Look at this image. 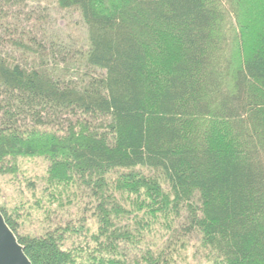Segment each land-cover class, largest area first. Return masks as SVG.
I'll return each instance as SVG.
<instances>
[{"label":"trees","instance_id":"obj_1","mask_svg":"<svg viewBox=\"0 0 264 264\" xmlns=\"http://www.w3.org/2000/svg\"><path fill=\"white\" fill-rule=\"evenodd\" d=\"M54 1L87 30L71 62L7 25L14 0H0V178L48 162L16 190L21 208L0 205L31 263L179 264L191 251L264 264V36L237 35L247 0ZM39 188L55 208L26 233Z\"/></svg>","mask_w":264,"mask_h":264},{"label":"rangeland","instance_id":"obj_2","mask_svg":"<svg viewBox=\"0 0 264 264\" xmlns=\"http://www.w3.org/2000/svg\"><path fill=\"white\" fill-rule=\"evenodd\" d=\"M240 7L242 8V19L237 35H243L245 41L248 40V44L251 42L249 44L251 47L252 44L255 45V34L264 36V0H247ZM7 10H9L8 18L5 20L7 25L19 33L35 36L44 43H54L56 47L58 44L59 48L56 49L60 52V58L68 62L76 60L79 51L87 45V30L79 14L73 10L60 9L54 0H14L13 6ZM4 37L5 34L0 28V41ZM232 39L236 40L237 37L234 36ZM6 52L7 49L1 46L0 53ZM235 53L236 49H234ZM47 166L48 162L43 157L19 159V173L16 176L0 178V205H4L10 212H13L15 207L21 208L17 205L15 198L16 190L19 188L20 191H26L24 182L28 179L42 177ZM47 200L40 188L35 197L28 199L33 215L30 218L22 217L19 220L21 224L24 223L26 233L39 232L38 230L44 226L39 218L42 212L37 209L41 206L55 208V204ZM24 213L28 214L25 211ZM20 215L23 213L20 212ZM61 220V218H55L53 221L57 223ZM198 261H200L199 257L194 258L191 251L188 256L178 259L179 264H197Z\"/></svg>","mask_w":264,"mask_h":264},{"label":"water","instance_id":"obj_3","mask_svg":"<svg viewBox=\"0 0 264 264\" xmlns=\"http://www.w3.org/2000/svg\"><path fill=\"white\" fill-rule=\"evenodd\" d=\"M0 264H32L0 211Z\"/></svg>","mask_w":264,"mask_h":264}]
</instances>
